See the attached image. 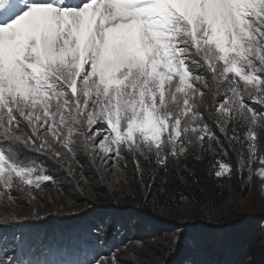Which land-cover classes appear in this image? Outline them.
<instances>
[{
  "label": "snow or ice",
  "instance_id": "6c2138e0",
  "mask_svg": "<svg viewBox=\"0 0 264 264\" xmlns=\"http://www.w3.org/2000/svg\"><path fill=\"white\" fill-rule=\"evenodd\" d=\"M258 128L264 0H0V204L56 184L38 156L70 174L81 156L102 172L130 158L142 177L144 163L167 172L192 146L227 156L221 136L264 184Z\"/></svg>",
  "mask_w": 264,
  "mask_h": 264
},
{
  "label": "rangeland",
  "instance_id": "374dc122",
  "mask_svg": "<svg viewBox=\"0 0 264 264\" xmlns=\"http://www.w3.org/2000/svg\"><path fill=\"white\" fill-rule=\"evenodd\" d=\"M252 106L258 110L260 109L258 104L253 103ZM257 133L260 152L264 153V129L258 128ZM221 139L227 150V156L223 155L219 149L213 152L212 150H202L199 147L192 146L189 148L186 157H198L204 151L209 154H216L217 162L223 160L231 164L233 169L231 174H225L224 176L228 181L238 179L240 187L239 192L233 193V195H236V199H231V202H237L247 214L256 213L264 218V184H262L256 175H253L252 179L249 180L247 168L243 172L237 170L239 167L237 152L223 136H221ZM43 158V160H36L38 162L43 161L48 170L52 164L57 165V167L59 166L45 157ZM183 158L185 157L181 159ZM80 160L83 168H76L75 174H70L66 170L67 165L65 167L59 166L62 170L61 174L65 173L68 175L76 187L82 186L80 199L73 200L71 196L57 188V184L53 185L49 183L45 187L44 192L33 202H28L23 197H20L15 205L0 204L1 223L7 224L18 222L20 219H29V215L35 214L38 216L40 211L44 213L43 218H39L42 217L39 216L32 219L38 218V221L42 220L43 224L39 226L42 229L45 228L43 230L39 229L42 234L40 236L41 240H39L40 238L36 234L38 227L33 224L34 226L32 225V227L36 228V230L31 231L28 242L22 238L19 239L18 235L16 236V228L9 225L6 228L1 226L0 231L4 230L5 233L0 234V247H4L8 251L9 256L15 254L18 259L23 258L25 264H28L29 260L35 261L38 259L43 261L45 258L49 259L52 257L50 255V248L52 246L42 239L45 236V232H51L55 227L60 226L68 216L66 222L69 219L74 228H68L67 233L70 237H68L67 241L70 238L75 240L78 239L79 235L91 234L89 232L83 233V221L88 217L100 214V217L94 221L98 227H93L92 233L102 244L90 241L95 247L97 246V249H102L103 252H108V254L102 252L99 257L90 256V260L86 264H94L95 261H101L102 264H111L113 256H115L118 264H171L176 258L180 249L179 246L187 244L186 240L190 234L189 231L185 236L180 235L179 239H177V235L180 233L177 230L179 227L175 230L173 226L177 223L190 225L198 222L202 217H199L197 207L187 200L182 199L177 201L175 198L167 206L163 207L162 205L159 207L156 196L150 191L153 182V170L149 169L148 173L145 174L146 176L149 175L150 179L141 177L130 158L126 167H122V170L110 168L107 172L98 171L83 156L80 157ZM86 164H89V166ZM175 164L177 163L169 162V166H175ZM146 166L148 167L149 164L146 163ZM260 166L258 162H253V172ZM215 167L218 168L217 165ZM54 179L57 183L58 177H54ZM136 208L145 209L168 227L157 225L152 231L148 227V234L143 235V233L133 229L136 225L134 221ZM12 212L13 214L16 213V220H1L5 218L6 213L11 214ZM52 214H56L57 217H53ZM118 216H128L131 219L121 225L118 221ZM75 222L79 225H75ZM62 235L58 240L61 245L66 242L64 239L68 236L64 237L63 233ZM103 237L105 238L103 239ZM47 239L50 240L51 244L56 243L51 238ZM91 250L95 251L96 249L92 248ZM2 254L1 252L0 255ZM94 259L96 260L94 261ZM77 262V260L69 259L67 264H76Z\"/></svg>",
  "mask_w": 264,
  "mask_h": 264
},
{
  "label": "trees",
  "instance_id": "16d2710c",
  "mask_svg": "<svg viewBox=\"0 0 264 264\" xmlns=\"http://www.w3.org/2000/svg\"><path fill=\"white\" fill-rule=\"evenodd\" d=\"M42 158L43 156H38L35 159L40 160ZM86 165L89 166V164ZM215 165H217L216 154H209L204 151L198 157L189 156L181 159L175 166H169L167 172L150 164L148 167L146 163L143 164L144 178L150 179L149 175L146 176L145 174L148 173L149 169L153 170V182L150 191L156 196L159 207L162 205L163 207L167 206L174 198L180 201L183 197L184 200L197 207L198 215L202 217L198 222L190 225L177 223L173 226L175 230L178 225L181 226L177 230L182 232L183 236L189 231L190 234L186 240L187 244L179 246L180 249L171 264H264V218L256 213L247 214L237 202H231V199H236V195H233V193L240 191L239 181L238 179L228 181L225 176L215 177L214 173L218 170ZM90 170L95 174L92 169ZM61 171L59 166L52 164L49 167L48 174L58 177L57 188L67 193L73 200L80 199L82 186L76 187L72 179L65 173L61 174ZM15 214L11 213V215ZM111 215L113 216V214ZM134 215L136 216L134 218L136 225L133 229L143 233V235L148 234V227H150V231L154 230L157 225L168 227L145 209L136 208ZM43 216L44 213L39 211L38 216L32 214L29 215V219H20L18 222L4 224L0 221V227L6 228L9 225L16 228V236L18 235L19 239L22 238L24 241H28L31 231L36 230L32 227L34 224L38 227L36 234L40 238L42 234L39 229L42 228L39 225L43 222L42 220L38 221V218H32H43ZM52 216L55 217L56 214H52ZM99 217L100 214L93 215L83 221V226L80 224L83 227V233L89 232L91 234L79 235L78 239H75L76 241L73 238L67 241L70 237L67 233L68 228H74L69 219L66 222L68 216L62 224L59 223L60 226L55 227L51 232L43 233L45 236L42 239L52 246L50 248L51 255L59 261L77 260L76 264H86L90 260V256L99 257L103 252L102 249H97V246L95 247L91 242L102 244L92 233L93 227L97 226L94 221ZM117 218L121 225L131 219L128 216H118ZM1 220L9 219L2 218ZM75 225L79 224L75 222ZM190 229L194 230L191 231ZM2 233H5V231H0V234ZM8 233L11 234L12 232ZM62 233L64 237L68 235L64 239L66 242L63 245L59 244L58 241L59 237L63 236ZM47 238L53 239L56 243L51 244ZM33 240L35 241V239ZM92 248L96 250L93 251ZM103 253L108 254V252Z\"/></svg>",
  "mask_w": 264,
  "mask_h": 264
}]
</instances>
